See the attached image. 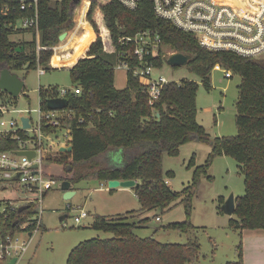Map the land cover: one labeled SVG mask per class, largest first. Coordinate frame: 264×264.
I'll use <instances>...</instances> for the list:
<instances>
[{
	"label": "trees",
	"instance_id": "1",
	"mask_svg": "<svg viewBox=\"0 0 264 264\" xmlns=\"http://www.w3.org/2000/svg\"><path fill=\"white\" fill-rule=\"evenodd\" d=\"M78 4L74 0H56L53 4L50 0H38L42 46L39 50L34 40H12V27L3 21L13 20L15 16H0V67L12 71L24 66L33 69L38 64L49 67L50 59L53 65L56 51L53 54L52 47L58 43L61 33L73 28L74 8ZM75 21L74 29L66 32L61 40L68 42L57 45L56 50L69 46V36L73 32L90 30L91 36L84 42V47L94 40L93 31L80 13L75 16ZM87 21L97 37L87 47L85 56L78 58L69 68L71 83L73 88H79V93L68 90L65 94L67 104L62 110L69 116L62 118L59 126L69 128L72 150L45 154L44 175L55 181L67 180L71 185L87 179L101 181L104 186L110 179H134L138 183L133 190L140 204L139 211L159 209L162 214L179 200L188 217L166 227L188 233L195 229L189 214L200 177L206 175L214 158L228 156L238 163L244 175V194L235 198L236 218H231L229 225L236 230L264 229V57L250 59L228 51L206 50L191 33L155 16L149 0H142L134 11L127 10L117 0H93ZM140 30L155 31L162 41L160 48L167 46L171 52L188 55L186 65L205 86L215 63L240 76L235 101V135L211 137L197 121L199 84L195 81H169L163 85L152 105L131 70L126 71L124 88L114 86V69L118 60L127 59L131 66L139 62L132 53L133 44H120L118 38L132 36ZM100 31L106 33L104 38L98 36ZM107 52H114V55ZM149 60L156 68L160 67L165 62L162 49ZM56 91L55 86L39 87L38 100L42 110H47L46 100ZM2 92L0 90V95ZM3 94L15 100L5 92ZM19 133L23 136L22 132ZM194 139L209 145L210 151L204 164L194 167L191 182L180 191L173 190L165 182L163 157L177 155L182 144ZM15 148L16 139L11 136L0 138V150ZM115 151L122 152L121 162L116 163L109 157V153ZM191 166H194L193 157L188 162V167ZM165 175L171 177L173 172L167 171ZM218 200L222 203L223 197ZM135 212L115 216L96 214L90 226L111 233L112 237L81 241L70 250L65 264H186L195 260L200 251L195 239L180 244L137 236L134 229L144 225L148 218L129 221V215ZM24 214L13 211L7 228L15 230L12 222ZM155 217L159 216L155 214ZM225 264H243L241 246L237 259Z\"/></svg>",
	"mask_w": 264,
	"mask_h": 264
},
{
	"label": "rangeland",
	"instance_id": "2",
	"mask_svg": "<svg viewBox=\"0 0 264 264\" xmlns=\"http://www.w3.org/2000/svg\"><path fill=\"white\" fill-rule=\"evenodd\" d=\"M55 1L50 0V3L53 4ZM73 18H75L74 15ZM83 21L85 22L84 18ZM74 27L66 32H70ZM90 36L91 32L88 29L70 34L69 46L75 45L76 51L71 56V60L66 62L74 61L83 53L84 42ZM34 37L35 35L28 31L13 32L10 35V38L15 42H26L33 40ZM54 47L55 45L52 50ZM59 52L60 49L57 48L53 58L55 66L66 63L60 59ZM170 52L171 50L164 46L163 53L166 57ZM107 54L114 55V52H107ZM116 66L115 74L118 76ZM42 67L44 72L41 75L38 74L37 67L27 69L24 66L15 71L23 79L24 87L15 98L13 106L19 110H30V113H8L5 114L4 119L25 115L31 118L32 128H35L39 109V87L47 89L55 86L59 90L73 89L69 77L70 66L53 68V66L46 65ZM152 75L154 77L161 75L170 82L182 80L197 82L199 84L196 95L197 121L205 127L211 137L236 134L235 101L241 81L239 75L233 73L231 77L226 78L222 71L212 69L208 77V85L205 86L202 79L190 71L186 64L173 66L166 62L153 69ZM3 97L5 95L2 92L0 98ZM54 113L59 115L61 112L55 110ZM18 125L20 126L19 121ZM64 134L63 131L57 132L52 138L57 142L62 140ZM209 151V145L194 139L182 144L177 155H165L162 161V171L165 180L169 181L170 188L180 191L187 186L191 182L194 167L204 164ZM192 157L194 166L188 167V162ZM167 171H172L173 176L167 177L165 175ZM243 181L244 175L236 161L228 156L214 158L206 175L200 177L191 201L189 220L195 229L183 233L166 227L170 223L183 222L188 217L184 205L179 200L162 214L159 209L141 212L133 187L111 188L110 191L108 186H103V190H98L103 182L96 179L81 180L72 185L75 194L69 199H64L63 191L59 188L60 181L57 180L53 188L44 194L41 227L32 232L27 251L14 264H65L70 250L81 241L112 237L111 233L96 230L90 226L96 214L115 216L127 211H136L134 215L127 216L129 221L148 218L144 225L134 229V233L139 237H152L161 243L180 244L189 239H195L200 246V251L195 260L186 264H225L234 261L237 259L238 247L241 246L242 252L246 249V242L243 240L246 234L230 227L229 220L236 217L234 214L229 216L222 212L221 206L231 194L234 198L244 194ZM19 195L20 187L17 182H12L6 189L0 187V200L17 202ZM220 196L223 197L222 203L218 200ZM81 209L85 210L88 215L76 223L75 216ZM155 214L160 217L159 220L155 219ZM63 215L65 218L60 220ZM250 232L248 231V233ZM18 235L22 238H29L25 231L18 232ZM1 264H8V261Z\"/></svg>",
	"mask_w": 264,
	"mask_h": 264
},
{
	"label": "built area",
	"instance_id": "3",
	"mask_svg": "<svg viewBox=\"0 0 264 264\" xmlns=\"http://www.w3.org/2000/svg\"><path fill=\"white\" fill-rule=\"evenodd\" d=\"M85 1L86 8L81 13ZM117 1L127 10L134 11L142 0ZM92 2L93 0H79L78 6L74 8V17L80 13V17L87 20ZM149 2L155 16L169 21L184 32L191 33L198 44L206 50L228 51L250 59L264 57V0H149ZM79 8L80 11L77 12ZM9 14L15 17L10 21L4 19L3 23L8 22L13 32L28 31L34 34L36 49H41L38 0H0V16ZM73 19L75 26L76 21ZM105 35L106 33L101 31L98 33L102 38ZM118 42L123 45L132 43V53L138 57L139 62L131 66L127 59L118 60L116 67L132 71L143 85L148 103L152 105L159 97L163 85L169 82L161 75L157 77L152 75L156 67L152 60H149L156 57L160 49L165 56L164 46L160 48L162 43L160 36L153 30H140L132 36H120ZM37 69L39 75L43 74L42 66L38 64ZM212 69L222 71L226 78L232 76V72L220 63H215ZM72 90L79 93V88ZM67 91L57 89L53 97H64ZM13 103L14 101L6 96L0 98V138L11 136L17 140V148L0 150V187L6 189L12 182H17L20 197L17 202L0 200V264L4 261L9 262L13 257L16 258V262L27 251L32 232L41 227L44 194L56 184L55 180L43 173V156L48 153L67 152L66 148L71 146L69 128H59L61 119L69 116L68 112L57 109L61 113L56 115L55 110L48 108L42 110L39 106L36 127L32 128L31 118L25 115L4 119L8 113H30V110L17 109ZM22 117L28 118V128H23ZM61 131L65 133L62 140L54 141L52 136ZM19 132H22L23 136ZM22 150H33L34 156L29 159L26 155L16 153ZM34 164L35 168L32 167ZM165 182L168 183L167 180ZM21 205H28V208L20 212L25 213L24 215L15 218L16 224L12 222L15 230H10L7 228L9 216L13 211L19 213L18 207ZM87 215L88 213L81 209L75 216V222H80ZM20 231L27 232L29 238L20 237L18 235Z\"/></svg>",
	"mask_w": 264,
	"mask_h": 264
},
{
	"label": "water",
	"instance_id": "4",
	"mask_svg": "<svg viewBox=\"0 0 264 264\" xmlns=\"http://www.w3.org/2000/svg\"><path fill=\"white\" fill-rule=\"evenodd\" d=\"M79 0H74V2H78ZM66 31L61 33L58 36V41H61ZM189 57L188 55L181 52H173L165 58V62L169 65L179 66L187 63ZM24 87L23 79L15 72L10 70L9 68L3 66L0 67V90L5 92L12 98H16L22 91ZM67 104V100L65 97H51L46 100V107L51 110L63 109ZM23 128L29 127V122L27 117L21 118ZM72 150V146L66 148L67 152ZM18 155H26L29 159L34 156L33 150H22L16 152ZM33 168L36 167L34 164ZM138 183L134 179L127 180H119V179H110L107 181L108 188H130L137 186ZM63 191V198L69 199L74 195V191L71 190V183L67 180H63L60 182V187ZM28 205H21L18 207V212H22L27 209ZM222 212L228 214L229 216L233 215L235 212V198L231 194L227 199L224 200L221 206ZM65 216H61L60 220H63ZM17 221H14L13 224H16ZM16 258L13 257L8 264H14Z\"/></svg>",
	"mask_w": 264,
	"mask_h": 264
},
{
	"label": "crops",
	"instance_id": "5",
	"mask_svg": "<svg viewBox=\"0 0 264 264\" xmlns=\"http://www.w3.org/2000/svg\"><path fill=\"white\" fill-rule=\"evenodd\" d=\"M85 22L90 27V29L93 31L94 36L97 37V34L95 33V31L93 30V28L87 22L86 19H85ZM96 37L94 38V40L96 39ZM94 40H92L90 43H88L84 47L83 53L78 58L83 57L85 55V52H86L87 47ZM66 42H67V40L64 41V42H61L60 41L58 44H56L55 47H54V49H53L54 52L56 51L55 48H56L57 45H60L61 43L63 45V44H66ZM75 51H76L75 45H72V46L71 45L70 46L67 45L66 48H63L59 52L60 59L62 61H64V62L68 61L71 58V56L75 53ZM77 59H75L72 62H66L65 64H63L61 66L52 65L51 62L49 61V63H50L49 64V67H52V66H53V68L69 67V66L71 67L77 61ZM121 70H124V71H121ZM126 78H127L126 69H124V68L123 69L118 68V76L115 74V69H114V86L117 89H121V88H124L126 86ZM109 157L113 161H115L116 163L117 162H121L122 159H123L122 152H120V151L110 152L109 153ZM167 184L169 185V181H168ZM103 186L104 185L101 186V184H100V188H98V190H103V188H104ZM119 188H122V187H119ZM112 189L110 188V191ZM71 190H73L72 185H71ZM110 215H112V214H110ZM248 231H251V232L248 233ZM243 232L246 234L244 236V238H243V240H245V242H246V249H245L244 252H242L243 264H264V229H244V230H241V233H243Z\"/></svg>",
	"mask_w": 264,
	"mask_h": 264
}]
</instances>
